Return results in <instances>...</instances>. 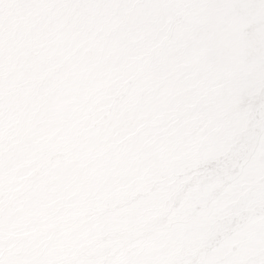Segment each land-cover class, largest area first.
I'll list each match as a JSON object with an SVG mask.
<instances>
[{"label":"clouds","instance_id":"1","mask_svg":"<svg viewBox=\"0 0 264 264\" xmlns=\"http://www.w3.org/2000/svg\"><path fill=\"white\" fill-rule=\"evenodd\" d=\"M113 14L120 50L24 58L6 113L0 81V264H255L264 0Z\"/></svg>","mask_w":264,"mask_h":264},{"label":"rangeland","instance_id":"2","mask_svg":"<svg viewBox=\"0 0 264 264\" xmlns=\"http://www.w3.org/2000/svg\"><path fill=\"white\" fill-rule=\"evenodd\" d=\"M159 2L161 0H0V81L5 82L2 110L7 112L9 88L6 82L10 74L17 81L21 80L19 66L24 58L62 50L118 51L132 38L120 31L121 20L113 13ZM77 10L89 13L86 20L93 25L90 30L85 31L81 20L72 15ZM97 11L107 14L103 21L97 22ZM8 129L5 115V136ZM72 192L69 184L67 194L70 196ZM10 235L25 245L31 240L26 231H14ZM261 253L264 251L256 252L254 261Z\"/></svg>","mask_w":264,"mask_h":264},{"label":"snow or ice","instance_id":"3","mask_svg":"<svg viewBox=\"0 0 264 264\" xmlns=\"http://www.w3.org/2000/svg\"><path fill=\"white\" fill-rule=\"evenodd\" d=\"M255 264H264V253H261V254L257 257V259H256V261H255Z\"/></svg>","mask_w":264,"mask_h":264},{"label":"bare ground","instance_id":"4","mask_svg":"<svg viewBox=\"0 0 264 264\" xmlns=\"http://www.w3.org/2000/svg\"><path fill=\"white\" fill-rule=\"evenodd\" d=\"M104 8V7H103ZM103 8H101V10L103 9ZM105 9V8H104Z\"/></svg>","mask_w":264,"mask_h":264}]
</instances>
